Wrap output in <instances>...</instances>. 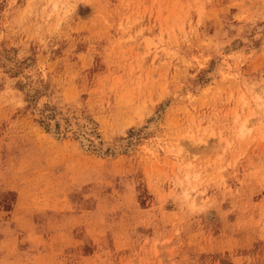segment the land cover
Wrapping results in <instances>:
<instances>
[{
    "label": "rangeland",
    "instance_id": "374dc122",
    "mask_svg": "<svg viewBox=\"0 0 264 264\" xmlns=\"http://www.w3.org/2000/svg\"><path fill=\"white\" fill-rule=\"evenodd\" d=\"M0 264H264V0H0Z\"/></svg>",
    "mask_w": 264,
    "mask_h": 264
}]
</instances>
